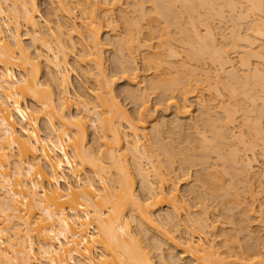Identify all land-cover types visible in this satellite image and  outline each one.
Returning <instances> with one entry per match:
<instances>
[{
    "label": "bare ground",
    "instance_id": "1",
    "mask_svg": "<svg viewBox=\"0 0 264 264\" xmlns=\"http://www.w3.org/2000/svg\"><path fill=\"white\" fill-rule=\"evenodd\" d=\"M46 1L52 3V5L47 3L50 7H48L47 12H43L38 6V0H0V264H154L150 249L152 247L156 250L161 249L163 243L166 244V242L170 245L171 250L177 249L180 251L179 253L176 252V257H174L176 260L174 262L179 261L177 264H234L239 261L248 262L251 259L264 264V254L259 250L261 243L259 245L257 242L251 243L250 247L247 245V247H243L245 243L244 245L241 243L242 249L241 244H239V237L237 238L238 235L235 233V231L238 232L236 227L216 229L218 222L222 223V219L226 216L228 219L229 216L226 215L229 209L225 208L228 206L226 204L231 203L232 200L229 199V202L226 200L227 194L228 196L232 194L231 197L237 205L242 204L241 198L243 199V197L238 194L239 192H236V189L235 192L231 191L230 193L231 189L227 187L229 182L225 185L222 178V174L226 171V169L222 170L223 167L220 171L222 174L217 175L218 170L215 173V170L205 172L206 168L213 169L210 163L208 165L206 161V159L209 160L208 154L210 152L216 153L225 141L221 139L225 137L223 136L224 132L222 134L212 128L215 124L216 126L219 124H217L218 121L215 120L214 123V119L208 117L210 115L209 111H207L208 113L205 112L208 107V109L213 108V104L207 103L211 106L208 105L207 108H204L207 105L206 101L204 107L202 105L203 99L202 102L199 101L202 109L204 108V111H201L209 114L205 115L203 113L207 118L203 122L207 123L208 119H210V122L212 121L206 124V128L214 130L211 134L213 139L206 141L205 138L207 137L205 135H199L201 137L198 143L195 139L197 144L193 145V142L190 141L192 138H188L191 135L186 137L188 131H186V135L183 131L185 136H182L181 133L183 132L180 133V128L184 127V123L177 120L175 124H170V127L174 126L177 131L179 128L178 133L181 135H178L183 137L180 143L184 144H175L176 140L174 143L171 138L170 143L168 141L165 143L162 141L163 139L161 140V129L166 128L163 125H168L171 119H169L170 122L166 120V123L162 121L163 125L160 122L161 119L160 123L156 122L158 124L151 125L148 128L150 131L147 132L144 121L141 119L137 124L132 122L131 117L129 118L122 105L118 103L116 94H114L113 78L106 73L103 65L102 51L104 43L100 38L104 28L105 30L109 28L110 31H114L113 28H116L117 25L115 22L119 19L123 25V36L120 34L121 39L118 38V41H116L118 52L121 54L120 56L117 52L115 56V58L119 56L116 58L119 60L115 64L119 65V74L128 78V80H133L135 83L139 75V68L134 64L135 58L133 57L135 56H132V54L142 48L145 49V53L143 50V55L141 53V63L145 70L152 71L151 79L148 80L149 82L151 80L150 88L158 92L160 97L170 99L169 104H176L174 105L176 106L174 117L179 115L184 117L191 113V105L188 104L187 97L194 92L198 83L197 80L200 79L198 76L196 77L197 80L193 78L197 73L195 74L191 68L189 70V64L192 60L201 61L207 58L218 64L220 72L230 62L228 51L229 49L231 51V48L229 47L235 49L236 44L233 41H231L232 46H228L225 42L223 45L220 44L221 46L219 43V46L215 47L213 45L215 31L210 28L212 26L209 27L211 19L214 16H217L219 20L224 19L221 16L223 6L233 12L238 11L236 17L233 16L240 22L245 18L248 22L250 17L249 22H246L248 32L244 31L246 33L243 35H240L238 28H241L244 23L240 25L238 23L239 27L235 19L233 23L232 15L230 16L231 21H228L232 22L234 30L238 26V32L237 34L234 33L235 36L232 40L237 39L238 36V39H235L236 41L240 43V40H242L241 42H244L246 46H253L256 43L255 41H259H254V39H264L262 38L264 37V14H262L264 13V0H125L133 6L134 16H130L128 12L127 16V13L123 12L124 10L120 8L121 0ZM147 3L148 7L144 5H147ZM242 4H244L243 7ZM115 11L119 14L118 16L116 14L118 18L114 15ZM254 11H258L262 15L251 18V16L254 17L255 14H258L254 13L253 15ZM180 15L185 16L184 27L185 29L188 28V33L190 30V35L184 31V27H182L183 30L180 29L181 27L177 29L178 25L182 23L177 21ZM197 24L203 26V33L197 27ZM21 27L25 28L24 34L28 36L30 45L23 43ZM172 28L176 29L174 31H178V34H182L181 32L184 31L189 37L187 36L186 40L180 38V35L179 38L178 36L174 38L175 35L171 34L174 32ZM229 31L227 32L230 35V32H234L233 30ZM5 32H7L6 35ZM221 38L219 39L221 40ZM176 39L179 43L175 41ZM229 39H231V36ZM207 40L209 41L206 42ZM222 41L221 43H223ZM179 44L181 48L184 47L183 50L178 49L183 52L182 54L176 48ZM229 44L231 45V43ZM258 44L256 45L258 46ZM77 45L78 53L76 52L75 59L81 68L85 81L89 83V86H85V89L91 93V100L88 99L87 91L72 90L71 80L69 79V73L74 68L68 60L69 52L67 51H74ZM242 45L244 46V44ZM125 50L127 55L123 54ZM260 51L249 50L250 56L248 55V57L257 56L256 58L264 62V53ZM178 56H182L183 59L180 60L179 58L180 61H177ZM245 59L239 60L240 65L237 63L240 69L241 66H250H248ZM188 62L190 63L187 67ZM85 63H89V68ZM41 64L44 70L41 69ZM175 64H177L176 68ZM202 68L199 70L201 73ZM235 68L234 71H228L227 69L232 79L238 78ZM174 69L176 74L173 73L172 75L171 71ZM253 71L258 72L259 69L254 67ZM260 71L262 72L261 69ZM260 71L257 75L252 73V75L257 76V79L254 78L256 81L254 80L252 83L260 85L261 94L258 95L254 88H250L246 93L249 95L252 108L256 105L255 101L257 100L261 105H264V73L261 74ZM246 78L248 77L244 76L242 78L244 82ZM238 80L241 81V79ZM231 82L228 84L231 85ZM193 84L196 85L194 89ZM224 84L227 85V83ZM54 87L56 90H54ZM236 89H238L237 86L236 88L232 86L229 92L233 93L237 91ZM126 90L124 93L126 96L140 99L141 113L145 114L148 107L144 90L140 89L141 91H138V94L141 92L138 95L140 98L136 97L137 93L135 95L133 91ZM177 95L181 100L180 102H182L181 105H177L176 100H174V98H177V101H179ZM230 96H233V94ZM234 103L237 105V102ZM261 105L258 104V106ZM72 107L77 112L75 115L71 114ZM222 109L220 110L222 111ZM231 110L235 112L234 108ZM223 112H225V116L221 119L224 118L222 120L224 123L220 122L219 125L222 123L223 129L221 131H227L225 129L228 128L227 125L232 124L230 122L233 115L228 110ZM203 115L201 114V122ZM197 116H199V113ZM257 119L256 123L253 121V124L248 123V119L241 123L251 129L252 126L249 124L258 126ZM218 120L220 119L218 118ZM187 123L190 127L193 122L187 120ZM243 124L242 126H244ZM192 125L195 127L194 123ZM192 125L190 131L193 132L196 129ZM256 126L254 125V128ZM87 127L92 128V131L97 133H95V136L93 134L94 138H92L93 143H97L95 147L87 145V130L89 129ZM185 128H181V130H185ZM219 128L221 129V127ZM165 130L167 131V128ZM168 131L170 132V129ZM198 131L195 132V135ZM257 131L261 136V141L257 140V142L259 141L262 146L259 148L258 155L264 163V131L257 129L255 135ZM149 132L152 134L150 135ZM204 132L207 131L204 130ZM239 133L241 132L239 131ZM149 135L150 137L153 136L152 143L155 145L152 144V146H156L157 151L153 150L151 152L149 143V149L147 150L145 145L148 142ZM197 135L196 137H198ZM219 137L220 142L223 140L218 143L221 144L220 146L213 143L215 138ZM240 137L243 136L240 135ZM240 139L241 144L242 138ZM237 142L239 145V141ZM249 142L251 141L249 140ZM224 143L226 145V142ZM254 144L252 143L253 146ZM245 146L246 148H243V150L248 149L247 147H253L251 144ZM196 148L199 149L198 155L194 154ZM234 150L231 148V155L236 156L234 157L237 158L236 162L240 161L241 159L236 155L238 150ZM249 150L245 153L249 152L247 154H251L252 152L250 153ZM174 154L179 156L177 157ZM173 155L175 158L183 157L184 161H181V163L191 164L196 160V162L200 161L204 164V166L202 165L203 170H198V172L196 171L197 175L195 174V182L200 187V189L197 187L199 190L193 189L195 191H193V196L196 199L195 204L199 207V210L195 211L196 214H192L184 200L179 199L178 190L171 181L169 173L162 170L163 166L171 169L174 164L172 160H175ZM215 155L223 161L221 154L216 153ZM247 157L242 159L245 160L246 163L242 161L245 164L241 161L240 163L243 165L237 162L242 172L244 168L246 170L248 167L250 172L252 168L249 165L250 162L253 164L255 154L252 153L250 159ZM210 160L214 162L213 159ZM234 160L232 164L235 163ZM129 161L132 164L130 167L136 174L135 177H138L139 189L142 193L136 191L133 186V172H130L131 170L128 168ZM235 165L236 163L233 166ZM241 166H244V168L241 169ZM233 172L235 171L233 170ZM247 174L249 173L247 172ZM248 182L246 184H249ZM249 185L247 189L250 187ZM190 189L192 190V188ZM252 193L254 192L252 191ZM212 194L218 199L216 202H220L219 204L222 206L220 213L222 212L221 214L225 217L221 221H217L216 217L212 216L208 210L206 200L207 198L210 200ZM248 194H251L250 191ZM254 194L250 195L253 196V199ZM223 198H225V201ZM222 204L226 207L224 208ZM250 206L249 208L253 209L252 204ZM165 207L168 209L167 211H170L166 215L163 214V217L160 216L161 221L159 214L156 212ZM246 208L244 209L245 212L249 214L253 212L250 209L246 210ZM244 213L242 212V214ZM242 214L239 215L240 218ZM218 215L220 216V214ZM228 222H231V220H223V223H227V226ZM230 230H233L236 235L230 233ZM149 231L158 232V236L154 232V236L151 234L152 238L148 233ZM208 235H212L213 238H208ZM217 236H221L220 240H215ZM161 238L165 241L163 242ZM153 239L156 241L153 242L155 243L154 246L152 243H150L152 244L150 246L144 245V243L141 244L144 240ZM163 247H166V245ZM220 247L222 251L219 250ZM163 256L161 255V261L165 260ZM183 259H186V261L183 262ZM163 263H166V260Z\"/></svg>",
    "mask_w": 264,
    "mask_h": 264
},
{
    "label": "rangeland",
    "instance_id": "2",
    "mask_svg": "<svg viewBox=\"0 0 264 264\" xmlns=\"http://www.w3.org/2000/svg\"><path fill=\"white\" fill-rule=\"evenodd\" d=\"M50 1H52V0H50ZM121 2V7L120 8H122L123 10V12L124 13H129L130 14V16H134V12L132 11L133 10V6L132 5H130L129 3H127V1H125V0H121L120 1ZM47 3H49L50 5H52V3H50V2H48V1H46V0H38V6H39V8L43 11V12H47L48 11V7H50V5L49 4H47ZM180 3V2H179ZM178 4V3H177ZM53 5H55V4H53ZM145 6H147L148 7V3H147V5L146 4H144ZM177 6H180V5H177ZM244 6V4H242V7ZM46 8V9H45ZM132 8V9H131ZM227 8V7H226ZM225 8V6H223V8H221V11L223 12L222 14H221V16H223L224 17V19H225V21H224V19H221V20H219V18H217V16L215 17H213V19H211V23H210V25H209V27L210 26H212V27H210L211 29H213V31H215V36H214V39L215 40H213V42H214V46L216 47V46H219L220 44H224V42H225V44H228V46H232L233 45V43L231 42V41H233V42H235V49H232V47H229V48H231V51H230V49H229V51H228V55H229V58H230V62L229 63H227L226 65L228 66H225V67H223L224 69H222V71H220L219 72V68H218V64L216 63V62H211V60H208L207 58V60L205 59H203V60H201V61H194V60H192V62L190 63V62H188L187 63V67L189 66V70H190V68H191V70L193 69L194 70V73L196 74L195 75V77H193V78H195L196 80L198 79V78H200V79H198L197 81H198V83H197V86H196V88H195V86H194V84H193V89H194V92H192V93H190L189 95H188V97H187V100L189 101V103H188V101H187V103L189 104V105H191L190 106V108H191V115L189 114V115H187V116H176V117H174L176 114H175V112H176V106H174V105H176V104H169V101H170V99L169 100H167V99H165L163 96H161L160 97V94L158 93V92H156L154 89H152V88H150V86L149 85H151V80H150V82L148 81L149 79H151L150 77H151V72L152 71H150V70H145L144 69V67H143V64L141 63V53H142V50H143V48L141 49V50H137V51H135L134 49H133V51H135L134 52V54H132V56L134 55L135 57H133V58H135V62H134V64L139 68L138 69V76H137V79H136V81H135V83L136 82H139L138 84H135L134 82H133V80L131 81L130 79L128 80V78H125V77H123L121 74H119L120 72L118 71L119 69H118V66L119 65H115V64H117L116 63V61L117 60H119V59H116L117 57H119V56H117L116 58H115V56L117 55V52H118V45H117V43H116V41H118L117 39L119 38V39H121L120 38V34H122L123 33V30H122V22L119 20V19H117L116 20V22L115 23H117V25H116V28H113L114 29V31L112 30V31H110V29L109 28H106V30H105V28H104V33L102 32V34H101V40L103 41V47H104V49H103V57H104V59H103V65L105 66L104 68H105V71H106V73H108L109 75H111V78H113V89H114V94H116L115 96H116V98H117V101H118V103L120 104V105H122V108L124 109V111L125 112H127V114L129 115V118L131 117V119H132V122H135L136 124L137 123H139V121L142 119V121H144V123H145V125L147 126V132L148 131H150L148 128H150V126L151 125H153V124H155L156 122H159L161 119V123H162V121L163 122H167L166 120H168V122H170V120L169 119H171V122L168 124V125H166V124H164L163 125V123H162V125L164 126V127H166L167 128V131L165 130L166 128H164L163 126H162V128H164V129H161L162 131H161V133H162V135L160 134V136L162 137L161 138V140L162 141H164L165 143H167L166 141H168V143H170V140L172 139L173 140V142L175 143V140H176V143L175 144H177V143H180V141L182 140V138L183 137H181V136H179L178 134H180L181 132H185V135H186V131H188V135H186V137L187 136H189V135H191V136H189L188 138H192V139H190V141H192L193 142V145L195 144H197L198 143V141H199V139H200V137L201 136H199V135H205L207 138H205V139H207L206 141H210L211 140V138H212V136H211V134H213V131L215 130V131H219V132H221L222 134H223V132H224V134H226V135H224L223 134V136H225V137H223V138H221V139H223V140H225V141H223V145L222 146H220L221 144H218V143H221L219 140H221L220 139V137L219 138H215V141L213 142V140H212V142L214 143V144H218L219 146H220V149L216 152V153H218V154H221V157H222V159H223V161L219 158H217V157H215L216 155V153L214 152V153H212V152H210V154H208V158H209V160H207L206 159V161H207V163H208V165H209V163H210V165H211V167H213V169H211L210 167L209 168H206L205 169V172H207L208 173V170H215L214 171V173L217 171V175L219 174V173H221L220 171H222V170H225L226 169V171H224L225 173L224 174H222L223 176H222V178H223V180L225 181V185L228 183V185H227V187H229L228 189H231L230 190V193H231V191L233 192H235V189H236V192L238 193V194H240L242 197H243V199L241 198V205H237V203H234V202H236L234 199H233V197H231L232 196V194H229V195H231V196H228V194H227V197H225L226 198V200H228V202L230 201V200H232L231 201V203L229 202V203H227L226 204V206L228 205V206H230V207H226V206H224V204H222L223 206H224V208L225 209H229L227 212H228V214L226 213V215H229L228 216V219H230L231 220V222H228V226H227V223H223V220L225 219V220H227V221H230V220H228L227 219V216L225 217L223 214H221L220 213V211H221V208H222V206H221V204H219L218 202H216V201H218V199L215 197V196H213L214 194H212V196L211 195H207V196H211L210 197V200H208L209 198H207V200H206V203H207V205H208V210H209V212L211 213V215L213 216L214 215V217H216V219H217V221H221V219L223 218V217H225V218H223L222 219V223H220V222H218V224H217V230L218 229H220L221 227H225V228H228V227H233V228H235L236 227V229H237V231L238 232H236L235 231V233H237V238L239 239V244H241V243H243V245H244V243H245V245L243 246V247H245L246 245L247 246H249L251 243L253 244V243H258V245H259V247H260V251H261V253L262 254H264V221H262V220H264V219H262V218H264V212H261V211H264V172H262V171H264V168H262V167H264V163H262V161H261V159H260V156L258 155V153H259V148H261L262 146H261V143H259V141H261V136H260V133L257 131V133H256V135H255V131L257 130V129H260L261 131H264V113H262V112H264V109H262V107H264V105H261L260 104V102H259V100H257V101H255L256 103V105L252 108V104H251V102H250V100H249V95L248 94H246L247 92H248V90L250 89V88H254V89H256V90H254L255 92L257 91V94L259 95V94H261V91L262 90H260V85L259 84H253L252 82L255 80L254 78H256L257 79V76H255L254 74L252 75V73H255L256 75L258 74V72L260 71V69L262 70V72L260 71V73L262 74V73H264V62H262V60L260 61L258 58H256L257 56H251V57H248V55L250 56V54L248 53V51L250 50H252V51H254V52H258L259 50H261L260 52H262V53H264V50H262V48H264V39H259V38H256V39H254V41L255 40H259L258 42L257 41H255L256 43H254L255 45H253V46H246L245 45V43L244 42H241L242 40H240V43L238 42V41H236L237 39H238V36H237V39L235 40H232L233 38H234V36H235V34H237V32H238V30H239V33H240V35H243L244 33H246V32H248L247 31V23L249 22V19H250V17H249V19H248V22L246 21V18H245V20L244 19H242L241 21L242 22H240V20H238L237 18H235L236 16V14H237V12L238 11H236L235 10V12H233V11H231V10H229V8L228 9H226ZM179 9V8H178ZM228 10V12L226 13V11ZM41 11V12H42ZM232 12V14H231V12ZM116 13H114V15L116 16V14H117V16L119 15L118 14V12L117 11H115ZM128 13L126 14L127 16H128ZM254 13H258V11L256 12V11H254L253 12V15H254ZM203 14V13H202ZM228 14V15H227ZM230 14V15H229ZM262 14H264V13H262ZM261 13H258V14H255L254 15V17H252L251 16V18H255V17H257V16H261L262 15ZM200 16H202L201 14H199ZM232 15V16H231ZM235 17H234V16ZM257 15V16H256ZM116 16V17H117ZM183 16V15H182ZM181 15H180V18L177 20V21H179V22H182L181 23V25H178V28L177 29H179V27H181L180 29L181 30H183V28L182 27H184V23L186 22V20H185V16H183L182 17ZM199 16V17H200ZM227 16H229L228 18H227ZM230 16H231V18L233 19L232 21H233V23L236 21L237 22V25H238V23H239V25L240 24H242V23H244V24H242L241 25V28H238V26H236L235 27V30H234V26H233V24H232V22L230 23L229 21H231V18H230ZM199 17H198V19H199ZM219 17V16H218ZM223 17H220V18H223ZM234 17V18H233ZM118 18V17H117ZM182 18V19H181ZM202 18V17H201ZM215 18V19H214ZM78 19V18H77ZM76 19V20H77ZM184 19V20H183ZM234 19H235V21H234ZM119 20V21H118ZM181 20V21H180ZM200 20V19H199ZM229 20V21H228ZM118 21V22H117ZM185 21V22H184ZM227 22V23H226ZM247 22V23H246ZM180 24V23H179ZM182 24H183V26H182ZM246 24V26H244ZM229 25V26H228ZM235 25V24H234ZM242 26H243V28H242ZM197 27L198 28H200V30H202L201 31V33H203L204 32V30H203V26H199L198 24H197ZM202 27V28H201ZM233 29H232V28ZM240 27V26H239ZM223 28V29H222ZM226 28V29H225ZM231 30H230V29ZM237 28H238V30H237ZM184 29H185V27H184ZM221 29H222V31H221ZM230 31H234L233 33L232 32H230ZM241 29V30H240ZM243 29V30H242ZM174 30H176V29H173L172 28V31H174ZM188 28H186L184 31H186V33H188ZM237 30V31H236ZM20 31H21V34H22V36H21V38H22V41H23V43L24 44H26V45H30V42H29V39H28V36L26 35V34H24L25 33V28H23V27H21V29H20ZM122 31V32H121ZM181 32L182 34H178L179 32L178 31H174L173 33H171V34H174L175 36H174V38H177V36H178V38H179V35H180V38H184L185 40L187 39V36H188V34L190 33V30H189V33L188 34H186L185 32ZM227 31H229L230 33H231V35L227 32ZM244 31H246V32H244ZM224 34H223V33ZM175 33H177V34H175ZM220 33V34H219ZM235 33V34H234ZM242 33V34H241ZM250 33V32H249ZM7 34V32H5V35ZM191 34V33H190ZM189 34V35H190ZM233 34V35H232ZM222 36V38H221V36ZM225 35V36H224ZM122 36H123V34H122ZM173 36V35H172ZM230 36H231V39H229L230 38ZM189 37V36H188ZM219 38H221V40L219 39ZM224 38V39H223ZM228 38V39H227ZM262 38H264V37H262ZM115 39V40H114ZM184 39H183V41H184ZM222 39H223V41H222ZM110 40V41H109ZM113 40V41H112ZM178 39H176L175 41L177 42V43H179V41H177ZM218 40V41H217ZM220 40V41H219ZM227 42H226V41ZM230 40V41H229ZM209 40H207L206 42H208ZM217 41V42H216ZM221 41L223 42V43H221ZM111 42V43H110ZM237 42V43H236ZM261 42V43H260ZM209 43H211V42H209ZM218 43H219V45H218ZM229 43H231V45L229 44ZM244 44V46L242 45V44ZM257 43H259L258 44V46L256 45ZM174 44H176V43H174ZM237 44H239V45H237ZM262 44V45H261ZM117 45V46H116ZM182 45V44H181ZM242 45V46H241ZM176 46V45H175ZM180 46V44L179 45H177L176 46V48H177V51L178 52H180L178 49H182L183 50V48L184 47H182L181 48V46H180V48H178ZM221 46V45H220ZM239 46V47H238ZM261 46V47H260ZM117 47V48H116ZM243 47H244V49H243ZM248 47V48H247ZM254 47H257V48H255L254 49ZM226 48H228V47H226ZM238 48V49H237ZM240 48V49H239ZM250 48V49H249ZM78 45L75 47V50L74 51H71V50H69V51H67V52H69V54H68V60L70 61V64H71V66L74 68V69H72L71 71H70V73H69V79L71 80V86H72V90H74V91H80V90H82L83 92L84 91H87V94H88V99H90L91 100V93L89 92V90H87V89H85V86H89V83H87L86 81H85V79H84V77H83V74H82V71H81V68L79 67V64L76 62V59H75V55H76V52L78 53ZM117 49V50H116ZM258 49V50H257ZM77 50V51H76ZM181 50V51H182ZM247 52H246V51ZM256 50V51H255ZM71 51V52H70ZM144 51V53H145V49L143 50ZM233 51V52H232ZM238 51V52H237ZM230 52V53H229ZM241 52V53H240ZM119 54H120V52H118ZM181 54L183 53V52H180ZM246 53V54H245ZM118 54V55H119ZM123 54H125V55H127L126 54V50H125V52L123 51ZM142 55H143V53H142ZM180 55V54H179ZM120 56H121V54H120ZM124 57H126V56H124ZM240 57V58H239ZM242 57V58H241ZM179 58H180V60L181 59H183V57L182 56H178V58H176L177 59V61H180L179 60ZM244 58H246L245 60H247V64H248V66L249 67H246V66H241V69H240V66L238 67V62H240L239 60H241V59H243L244 60ZM209 63H208V62ZM118 62V61H117ZM198 62H200V63H198ZM261 62V63H260ZM177 63V62H176ZM190 63V64H189ZM195 63V64H194ZM204 64V65H202V64ZM211 63V64H210ZM231 63H232V65H231ZM238 63V64H237ZM87 63H85V65H86ZM178 64V63H177ZM177 64H175V68H176V65ZM189 64V65H188ZM199 64V65H198ZM214 64V65H213ZM246 64V65H247ZM42 65V64H41ZM193 65H194V67H193ZM240 65V64H239ZM258 65H260L259 67H258ZM87 66H88V68H89V63L87 64ZM86 66V67H87ZM116 66V67H115ZM203 66H205V67H203ZM255 68H257V69H259V71L257 72V71H253V69H254V67ZM84 67V66H83ZM187 67H185V69H187ZM193 67V68H192ZM203 67V68H202ZM236 67V68H235ZM243 67V68H242ZM91 68V67H90ZM174 68V67H173ZM172 68V69H173ZM200 68H202L201 69V71H202V73H203V71H204V73H203V75H201L202 73L199 71L200 70ZM234 68H235V73H236V75H238V78L237 79H232L230 76H229V73L227 72V69H228V71H231V70H233L234 71ZM253 68V69H252ZM41 69L42 70H44V67H43V65L41 66ZM171 69V70H172ZM251 69V70H250ZM188 70V69H187ZM197 72H196V71ZM221 70V69H220ZM92 71H94V70H92ZM237 71V72H236ZM242 71H243V73H242ZM246 71V72H245ZM206 72V73H205ZM251 72V73H250ZM257 72V73H256ZM16 73V72H15ZM171 73H172V75H173V73H174V75L176 74V71H175V69L173 70V71H171ZM179 73V72H178ZM193 73V74H194ZM247 73V74H246ZM259 73V75H261ZM16 74H18V73H16ZM206 76H205V75ZM249 75V76H248ZM18 76V75H17ZM194 76V75H193ZM198 76V78H196ZM204 76H205V78H204ZM208 76V77H207ZM244 76H247L248 78H246V80H245V82H244V79H242ZM225 77V78H224ZM230 77V78H229ZM230 79V81H229V79ZM42 79V78H41ZM238 79H241V81L240 80H238ZM195 80V81H196ZM201 80V81H200ZM223 80H225V81H223ZM227 80H228V82H227ZM236 80V81H235ZM129 81V82H128ZM223 81V82H222ZM231 81H233V82H231ZM237 81H239V82H237ZM256 81V80H255ZM132 82V83H131ZM229 82H231L232 84L231 85H229L230 83ZM237 82V83H236ZM221 83H223V84H221ZM224 83H227V85L226 84H224ZM229 83V84H228ZM244 83V84H243ZM141 84V85H140ZM223 85V86H222ZM254 85V86H253ZM207 86H208V88H207ZM224 86H226L225 88H224ZM232 86H234V88H236V86H237V88L238 89H236L239 93L237 94L236 92L237 91H235V92H233V93H230L229 91H230V88L232 87ZM136 87V88H135ZM138 87V88H137ZM139 87H140V89H142V90H144V94H146V105H147V107H148V110H146V112H145V114H143V112L141 113V110H142V107H141V104L139 103L140 102V99H138V98H135V97H129V95H127L128 96V98H127V96H126V94H124L125 93V90L127 89V90H130V91H133L134 93H135V95H136V93H137V95H136V97H139L138 95H140L141 94V92L138 94V91L140 90L139 89ZM144 87V88H143ZM229 89H228V88ZM257 87V88H256ZM55 88V87H54ZM125 89V90H124ZM133 89V90H132ZM228 89V90H227ZM54 90H56V88L54 89ZM126 90V91H127ZM137 91V92H135V91ZM226 90H227V92H226ZM258 90H259V92H258ZM141 91V90H140ZM154 91V92H153ZM242 91V92H241ZM133 93V94H134ZM142 93H143V91H142ZM158 93V94H157ZM216 93H217V95H216ZM221 93V94H220ZM236 93V94H235ZM245 93V94H244ZM220 95V97H219V95ZM231 94H233V96H230ZM178 96V95H177ZM177 96H175V97H177ZM197 97V99H196V97ZM216 96H218V97H216ZM238 96H239V98H238ZM235 97V98H234ZM136 99V100H134V99ZM140 98V97H139ZM178 98H179V96H178ZM212 98V99H211ZM138 99V100H137ZM200 99V100H199ZM203 99V101L204 102H202L201 100ZM217 99V100H216ZM174 100H176V103H177V105H181L182 104V102H180L181 100H180V98H179V101H177V98H174ZM231 100H233V101H231ZM236 100V101H235ZM240 100V101H239ZM199 101L200 102H202L203 104V107H204V104H205V101H206V104L207 103H210L212 106H214L213 108L212 107H210V109H208L206 106H208L209 104H207V105H205V107L204 108H207L206 110H205V112L206 113H208L207 111H209V114H205V112H202L201 110H203L202 109V105L199 103ZM208 101V102H207ZM137 102V103H136ZM220 102H222V103H220ZM234 102H237V105H236V103H234ZM259 102V103H258ZM191 103V104H190ZM239 103V104H238ZM258 104L259 105H261V106H258ZM140 105V106H139ZM201 105V106H200ZM211 105H209V106H211ZM218 105V106H217ZM224 107H223V106ZM228 105V106H227ZM223 107V109H222V107ZM227 106V107H226ZM230 106H231V108H230ZM233 106V107H232ZM236 106V107H235ZM219 107V108H218ZM227 109H226V108ZM258 107V108H257ZM230 108V109H229ZM234 108V110H235V112H232V110L231 109H233ZM241 108V109H240ZM200 109V110H199ZM220 109H222V111L220 110ZM243 109V110H242ZM255 109V110H254ZM261 109V110H260ZM212 110H215V111H212ZM224 110H228L229 111V113L231 114V115H233V116H231L232 117V121L230 122V123H232V124H229V125H227L228 126V128L227 129H225V130H227V131H221L222 129H223V127H222V123H221V125H219L220 124V122H223L224 123V121H222V120H224V118L223 119H221L222 117H224L225 116V112H223ZM233 110V111H234ZM252 110V111H251ZM259 110V111H258ZM71 114L73 113L74 115L77 113L76 112V110H75V108H71ZM175 111V112H174ZM204 111V110H203ZM249 111H251V112H249ZM202 112V113H201ZM211 112V113H210ZM254 112V113H253ZM256 112V113H255ZM198 113H199V116H197L198 115ZM203 113L205 114V115H209L208 117L210 118V119H214V123H215V120L216 121H218L217 122V124L219 125V127H221V129L218 127V125L216 126V124L214 125V126H212V128L214 129H209V128H206V124L208 123V122H210V119H208L207 121V123H204L203 121H204V119H207V118H205V116L203 115ZM232 113H234V114H232ZM251 113V114H250ZM201 114L204 116L203 117V119H202V122H201ZM223 114V115H222ZM255 114H257V115H255ZM250 117H249V116ZM255 115V116H254ZM212 116H213V118H212ZM218 116V117H217ZM220 116V117H219ZM259 116V117H258ZM179 117V119H177ZM207 117V116H206ZM217 117V118H216ZM245 117H247L246 119H245ZM249 117V118H248ZM173 118V119H172ZM175 118H176V121H175ZM216 118V119H215ZM218 118L220 119V120H218ZM251 118V120H249ZM253 118V119H252ZM257 119V121L259 122L257 125L258 126H256V124H254L256 127L254 128V125H252L255 121H256V119ZM144 119V120H143ZM153 119V120H152ZM234 119V120H233ZM247 120L248 119V123L250 122V123H252V124H249V125H251L252 126V128L254 129H250V128H248L245 124H243V123H241V122H245V120ZM255 119V120H254ZM177 120H179V121H182L183 123H184V127H186L185 128V130L184 129H182L181 130V128H184V127H181L180 128V133H178V131H179V128H178V131H177V128H176V130L174 129V126L173 127H170V124L172 125V123H174L175 124V122H177ZM188 120V122H193L194 124H195V127L192 125V127H194V129H196L195 131L193 130V132L192 131H190V130H192V128H191V125H190V127H189V123H187L188 124V127H187V124H186V121ZM262 120V121H261ZM146 121V122H145ZM155 121V122H154ZM173 121V122H172ZM185 121V122H184ZM200 121V122H199ZM254 121V122H253ZM159 122V123H160ZM205 122H206V120H205ZM212 122V121H211ZM210 122V123H211ZM262 124H261V123ZM204 123V124H203ZM256 123V122H255ZM156 124H158V123H156ZM185 124H186V126H185ZM199 124V125H198ZM242 124L244 125V126H242ZM259 124H260V126H259ZM166 125V126H165ZM205 126V127H204ZM90 127H91V125H90ZM208 127V126H207ZM244 127V128H243ZM246 127V128H245ZM259 127V128H258ZM89 127H87V129H88ZM189 128H191V129H189ZM199 128V129H198ZM205 128V129H204ZM217 130H216V129ZM170 129V132L168 131ZM171 129H173V130H171ZM188 129V130H187ZM205 131H207V132H204V130ZM207 129V130H206ZM219 129V130H218ZM93 129L92 128H89L88 130H87V135H88V137H87V141H88V144L87 145H89V146H92V147H95L96 145H97V143H93V139L92 138H94L93 137V134H94V136H95V133H96V131H95V133L92 131ZM199 130V131H198ZM210 130H211V132H210ZM251 130H253L254 131V133H252L251 132ZM171 131H173V132H171ZM177 131V132H176ZM198 131V137H196V135H195V132H197ZM239 131L241 132V133H239ZM247 131V132H246ZM248 131H249V134H248ZM176 132V133H175ZM184 132L183 133H181L182 134V136H185L184 135ZM226 132V133H225ZM173 133V134H172ZM201 133H203V134H201ZM208 133V134H207ZM233 133V134H232ZM97 134V133H96ZM149 134L151 135L152 133L151 132H149ZM180 134V135H181ZM235 134V135H234ZM239 134V135H238ZM244 134V135H243ZM150 135H149V138H148V142L146 143V145L145 146H147V150L149 149V148H151V152H153V150H155V151H157L156 150V146H152V142H153V136H151L150 137ZM168 135V136H167ZM169 135H171V136H169ZM174 135V136H173ZM176 135V136H175ZM178 135V136H177ZM228 135V136H227ZM240 135H242L243 137H240ZM251 135H253V136H251ZM174 138H173V137ZM227 136V137H226ZM236 136V138L237 137H239V138H234ZM196 137V138H195ZM171 138V139H170ZM194 138V139H193ZM228 138V139H227ZM240 138H242V143H243V145H242V143L240 144ZM249 138V139H248ZM153 139V140H152ZM178 139V140H177ZM197 140V143H196V140ZM213 139V138H212ZM240 139V140H239ZM244 139V140H243ZM252 139V140H251ZM256 139V140H255ZM239 141V145H238V142L237 141ZM249 140L251 141V142H249ZM255 140V141H254ZM257 140H259L258 142H257ZM146 141V140H145ZM178 141V142H177ZM253 141V142H252ZM172 142V143H173ZM192 142H190V143H192ZM211 142V143H212ZM224 142H226V145H224L225 143ZM256 142V143H255ZM143 144L145 143L144 141L142 142ZM148 143H149V148H148ZM212 143V144H213ZM244 143H245V145L247 144V146L248 145H250L251 144V146H253L252 145V143L254 144V146L253 147H247L248 149H244L243 150V148H246V146L244 145ZM151 144V145H150ZM180 144H184V143H180ZM179 144V145H180ZM153 145H155V144H153ZM256 145V146H255ZM259 145V146H258ZM243 146H245V147H243ZM261 146V147H260ZM198 147V146H197ZM222 147V148H221ZM256 149H255V148ZM231 148H233V149H235V150H238L237 152H238V154L236 153V155H237V157H239L241 160V162L243 161L242 159H245L244 157H249V159H250V155L253 153V154H255V161L253 160V164H251V162H250V167L252 168L251 170H250V172H249V167L245 170V168H244V166H241V169L242 168H244V171L242 172V170H240V168L238 167V165L239 164H242L243 162H245V160L242 162V163H240V161L238 160L237 162H239V164L236 162V159L237 158H234V157H236L235 155H231ZM238 148V149H237ZM251 148V150H249ZM254 148V149H253ZM258 148V149H257ZM223 149V150H222ZM240 149V150H239ZM234 150V151H235ZM243 150V151H242ZM247 150H249L250 151V153L251 154H247V153H249V152H247V153H245ZM255 150V152H253ZM149 152H150V150H149ZM155 153V152H154ZM228 153V154H227ZM194 154H196V155H198L199 154V149L198 148H196L195 150H194ZM222 154H224V155H222ZM240 154V155H239ZM174 155H177V154H174ZM173 155V156H174ZM181 155V154H180ZM226 155V156H225ZM228 155V156H227ZM162 156V155H161ZM172 156V157H173ZM179 155H177V157H178ZM225 156V157H224ZM242 156H243V158H242ZM155 157L157 158V156H156V154H155ZM158 157H160V156H158ZM175 158V156H174V161L172 160V162H174V164L172 165V167H171V169H168V168H166L165 166H163L162 167V170H163V172H168L169 173V177L171 178V181L174 183V185L176 186V188H177V190H178V196H179V199H181V200H184V203L188 206V209H189V211L192 213V214H194L195 213V211H198L199 209V207L197 206V204H195L196 203V199L194 198V193H193V189L194 188H196V190H199L200 189V187L196 184V175H197V172H198V170H203V166H204V164L202 163V162H200V161H197L196 162V160L194 161V162H196V163H191V164H188V163H186V162H182L181 163V161H184V159H183V157L181 158V156L179 157V158ZM211 157V158H210ZM228 157H230L229 159H227ZM233 157V158H232ZM247 157V158H248ZM160 158H162V157H160ZM160 158H158V159H160ZM216 158V159H215ZM238 158V159H239ZM173 159V158H172ZM210 159H213V161L215 162H212ZM235 161V163H236V165L235 166H237V167H235V166H233L235 163H233L232 164V161L233 160ZM249 159H248V161H249ZM216 160V161H215ZM220 160V161H219ZM226 160H228V161H226ZM131 161V160H130ZM129 161V162H130ZM225 161V162H224ZM217 162V163H216ZM218 162H220V163H218ZM227 162H228V164H227ZM145 163V162H144ZM185 163H186V165H185ZM202 163V164H201ZM214 163V164H213ZM246 163V162H245ZM245 163H243V164H245ZM188 164V165H187ZM213 164V165H212ZM223 164V165H222ZM226 164V165H225ZM242 164V165H243ZM249 164V163H248ZM201 167H200V166ZM203 165V166H202ZM205 165H206V163H205ZM216 165V166H215ZM219 165H221V166H219ZM128 168H130V172H133V169H132V167H130V166H132V164H131V162L130 163H128ZM218 166V167H217ZM240 166V165H239ZM253 166V167H252ZM199 167H200V169H199ZM221 167V168H220ZM222 167H223V169H222ZM226 167V168H225ZM231 167V168H230ZM215 168V169H214ZM217 168V169H216ZM228 168V169H227ZM197 169V170H196ZM222 169V170H221ZM233 170L235 171V172H233ZM197 171V172H196ZM228 171V172H227ZM242 172V173H241ZM247 172L249 173V174H247ZM228 173V174H227ZM232 173H234V174H232ZM244 173H245V175H244ZM196 174V175H195ZM206 174V173H205ZM220 174V175H221ZM237 175V176H236ZM242 175V176H241ZM136 176V174H134V172H133V183H134V188L136 189V191H139V193H142V192H140V183H139V180H138V177H135ZM244 176V177H243ZM248 176V177H247ZM246 177V178H245ZM244 179V180H243ZM246 179H247V181H249L248 183L250 184H246ZM232 180V181H231ZM240 180V181H239ZM135 181V182H134ZM236 181V182H235ZM235 182V183H234ZM196 184V185H195ZM231 184V185H230ZM242 184V185H241ZM239 185V187H240V185H241V187L239 188V187H237ZM250 186L248 189H250V188H252V189H250L249 191H250V193L251 194H248L249 193V191H248V189H247V186ZM192 186V187H191ZM196 186V187H195ZM231 186H233V187H231ZM245 186V187H244ZM199 189H198V188ZM234 187H236V188H234ZM243 187L246 189H244L243 190ZM190 188H192V190L190 189ZM238 188V189H237ZM241 190V191H240ZM188 191H189V193H188ZM252 191L255 193H252ZM195 192V191H194ZM240 192H242V193H240ZM138 193V194H139ZM219 193H220V191H219ZM252 194H254V199H253V196L251 197L250 195H252ZM142 196H143V194H141ZM248 195V196H247ZM225 196V195H224ZM223 196V197H224ZM245 196V197H244ZM214 197H215V199H214ZM225 198H223V200L225 199ZM228 198V199H227ZM232 198V199H231ZM251 198V199H250ZM213 201H212V200ZM217 199V200H216ZM230 199V200H229ZM215 200V201H214ZM234 200V201H233ZM244 200V201H243ZM251 200V201H250ZM195 201V202H194ZM208 201H209V203H208ZM225 201V200H224ZM218 203V204H217ZM243 203H245V204H243ZM262 203V204H261ZM209 204H210V206H209ZM230 204V205H229ZM247 204V205H246ZM252 204V207H253V209H250L251 208V205ZM217 205H218V207H217ZM235 205H237L236 206V208L237 207H239V208H237V210H236V208H234V206ZM248 206V207H247ZM249 206H250V208H249ZM211 207V208H210ZM220 207V208H219ZM246 208V210L247 209H250V210H252L253 212L252 213H248V212H245V208ZM260 207V208H259ZM230 208H231V211H230ZM236 210H234V209ZM244 208V209H243ZM259 209V210H258ZM168 209H166V207L165 208H163V209H161V210H158L156 213H158L159 214V219H161V221H162V218L161 217H163V214L164 215H166V213H168L169 211H167ZM210 210H212V211H210ZM239 210H241V211H239ZM244 210V211H243ZM238 211V213L240 212V214H242V212L244 213V214H242V216L244 215V217H242L241 216V218H240V214H238V213H236ZM230 212V213H229ZM231 212H233L232 214H233V216H232V214H231ZM197 213V212H196ZM195 213V214H196ZM246 213H248L247 215H245ZM218 214H220V216L218 215ZM238 215V216H237ZM261 215V216H260ZM161 216V217H160ZM235 216V217H234ZM260 216V217H259ZM213 217V218H214ZM234 219H236V220H234ZM232 218V219H231ZM261 218V219H260ZM188 219V218H187ZM243 219H245L244 221H242ZM249 219V220H248ZM233 220V221H232ZM239 220V221H238ZM240 220H241V222H240ZM187 221V220H186ZM185 221V222H186ZM262 221V222H261ZM235 222V223H234ZM238 222V223H237ZM244 222V223H243ZM186 223H188V222H186ZM232 223V224H231ZM234 223V224H233ZM237 223V224H236ZM242 223H243V225H245V226H243L242 225ZM239 224V225H238ZM162 225V224H161ZM241 225V226H240ZM240 226V227H239ZM137 228V227H136ZM136 228H134V229H136ZM241 228H243L242 230H241ZM240 231V232H239ZM156 234H155V233ZM149 233V235H151V234H153V236H154V234L155 235H157V233L158 232H156V231H149L148 232ZM230 233H232L233 235H236V234H234V232H233V230H230ZM239 233V234H238ZM250 236V238H249V236ZM153 236L151 235V237L153 238ZM158 236V235H157ZM152 238H150V239H152ZM208 238H213V236L212 235H208ZM220 238H221V236L219 237V236H217V237H215V240H220ZM161 239H163V238H161ZM261 239V240H260ZM250 240V241H249ZM255 240V241H254ZM145 241H146V243H145ZM151 241V242H150ZM155 240L153 239V240H149V241H147V240H144L143 242H141V244H143L144 243V245L146 244V245H152L153 244V246H154V244L155 243H153ZM165 240L163 239V242H164ZM149 242V243H148ZM156 242V241H155ZM150 243H152V244H150ZM251 244V245H252ZM164 245H166V247H163ZM262 245V246H261ZM169 246V247H168ZM246 246V247H247ZM243 247H242V244H241V248L243 249ZM250 247V246H249ZM151 248V247H150ZM169 248V249H168ZM244 249H246V248H244ZM163 250V251H162ZM219 250H221L222 251V248L220 247V249ZM224 250V249H223ZM150 255L152 256V260H153V262H154V264H162L165 260H166V263H163V264H173V263H175V264H177L178 262H174V261H176L175 259H174V257H176V252H180L179 250H177V249H170V245L168 244V242H166V244L165 243H163V245L161 246V249H157L156 250V248L154 249V247H152V249H150ZM172 254H173V256H172ZM175 254V255H174ZM161 255H164L163 256V258L165 259V260H163V261H161L162 260V258H161ZM160 256V257H159ZM160 258V259H159ZM183 262L184 261H186V259H183L182 260ZM182 261H180V262H182ZM162 262V263H161ZM234 264H262V263H259L257 260L255 261L254 259H251L250 261H248V262H242V261H239V262H235Z\"/></svg>",
    "mask_w": 264,
    "mask_h": 264
}]
</instances>
